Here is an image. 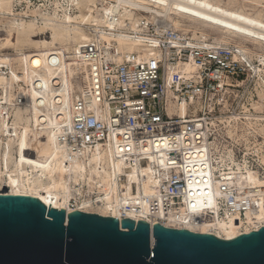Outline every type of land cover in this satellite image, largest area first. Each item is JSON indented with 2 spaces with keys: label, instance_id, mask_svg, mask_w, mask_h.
<instances>
[{
  "label": "built area",
  "instance_id": "1",
  "mask_svg": "<svg viewBox=\"0 0 264 264\" xmlns=\"http://www.w3.org/2000/svg\"><path fill=\"white\" fill-rule=\"evenodd\" d=\"M146 15L149 14L138 15V31L131 29L129 18L123 20L124 26L105 31L107 35L119 32L132 40L138 39L141 48L134 52L116 50L115 41H100L93 27L87 28L91 38L80 47L84 78L79 81L81 89L71 108L70 125L62 126L66 131L58 136L57 142L68 160L87 161L94 153H100V159L95 164L92 180L76 185L82 194L76 191V197L69 199V209L65 211L91 212L84 208L97 207L117 193L121 215L115 217L119 221L127 218L122 215L123 205L150 225L148 220L152 219L181 229L177 227L179 223L197 226L210 222L208 216L212 213L206 216L202 210L210 211L213 205H219L222 213L229 209L230 213L238 212L241 216L249 208L257 209L259 205L245 192L247 189L235 184L223 185V196L216 192V181L222 178L220 156L225 155L227 160L228 151L235 163L256 171L254 157L260 158L255 154L256 136L251 134L239 140L235 137L236 128H241V120L250 113L241 116L238 107H203L207 89L217 92L222 89L226 74L238 76L242 72L233 60L234 54L240 53L235 49L221 50L212 43L202 44V40L182 34L169 22L161 18L150 20ZM150 49L156 50V54H149ZM190 55L197 65L199 80L193 84H188L173 69L168 70L169 66L175 68L179 62L187 61ZM194 86L199 90V104L186 107V113L180 114L176 102L182 97L188 99ZM219 99L221 95L215 102ZM24 100L16 90L14 105H21ZM235 115L239 120L224 121ZM109 147L114 151V160L121 166L125 164L123 171L107 160ZM193 151L205 153L190 158L188 154ZM218 163L215 170L213 166ZM131 165L137 166L138 178L134 182H129L127 175ZM42 177L45 181L58 180V166L45 165ZM125 183H129L130 195L124 196ZM143 183L150 186L151 193L144 191ZM193 207L199 208L198 214L189 211ZM181 209H186V216L181 215ZM167 221L176 224L165 225Z\"/></svg>",
  "mask_w": 264,
  "mask_h": 264
},
{
  "label": "bare ground",
  "instance_id": "2",
  "mask_svg": "<svg viewBox=\"0 0 264 264\" xmlns=\"http://www.w3.org/2000/svg\"><path fill=\"white\" fill-rule=\"evenodd\" d=\"M230 1L225 3L223 0H56L51 13L45 14L40 11L39 25L35 18L30 21L22 19L14 21L3 43L14 44L11 40L15 39L16 44L20 43L22 47L31 46L32 49L18 52L17 68L12 67V57L0 56V188L3 187L0 193L33 196L47 206L69 209L67 204L69 199L76 197V191L82 194L76 189V185L92 180L91 175L96 171L95 164L98 162L97 159H100V153H94L87 161L68 160L65 151L57 142L58 136L66 131L62 126L70 125L71 108L81 89L79 81L84 78L85 64L80 60V47L91 38V34L84 29L85 24H91L98 40H113L116 42V50L134 52L141 48L138 39L132 40L119 32L107 35L106 29L114 31L124 26L123 20L129 18L131 29L138 31V15L143 14L142 12L149 14L146 15L147 19L156 21L161 18L177 29L181 26L175 17L177 16L189 22L188 26L193 28L194 32L198 29L200 39L202 38L204 43L208 33L194 26V23L216 29L218 32L214 36L216 44L234 38L236 47L244 58H247L245 53H253L252 46H255L261 50L258 56L263 61L264 16L260 13H246L231 6ZM249 1L257 3L259 0ZM12 2L13 0H0V12L13 14ZM37 11L39 10L30 12L34 14ZM37 26L39 30H48L49 35L47 33V36L33 39ZM176 43L174 41L175 46ZM190 44L187 42V45ZM176 47L179 49L180 46ZM148 53L155 55L156 50L150 49ZM3 67L8 69L7 73L2 72ZM172 69L183 80H187L188 84L199 81L193 55H190L187 61L179 62L175 68L169 66L168 70ZM253 69L258 75L262 71L255 66ZM14 90H18L25 97L21 105H14L12 102ZM199 95L197 86H194L188 93V99L182 97L178 100L176 103L180 107V114L186 113L189 104H197ZM261 98L264 107V94ZM235 137L239 140L238 135ZM203 151L207 153V150ZM203 153L205 152L193 151L188 156L194 158L199 154L204 155ZM106 155L113 167L123 171L125 164L122 163L121 166L120 162L114 160V151L111 147L106 151ZM227 158L226 160L225 155L220 156V162H223L220 169L222 178L216 181V192L223 196V185L235 184L240 189H247L245 192L259 207L249 208L241 216L238 212L230 213L229 209H224L222 213L219 205H213L210 211L202 210L206 216L209 212L212 213L208 216L210 222L197 226L179 223L177 227L202 233L211 232L217 237L231 239L264 226V177L258 176L256 171L245 165L241 167L239 163L234 162L231 155ZM65 160H68L67 163L61 166ZM51 163L58 166L60 177L58 180L45 181L42 171L45 165ZM204 166H208V163L205 162ZM218 166L219 163L213 168L216 170ZM127 175L129 182L136 181L137 166L131 165ZM124 189L122 190L124 196L130 195L129 183L124 184ZM150 190V186L145 184L144 191L151 193ZM256 194L258 198L255 197ZM207 196L204 198L208 199ZM84 210L113 217L121 215L117 193L114 197H108L105 202L98 203L97 207ZM198 210L199 208L193 207L189 211L198 214ZM122 215L136 220L141 219L123 205ZM181 215H187L186 209H181ZM148 221L156 223L152 219ZM175 224L165 222L168 226Z\"/></svg>",
  "mask_w": 264,
  "mask_h": 264
},
{
  "label": "water",
  "instance_id": "3",
  "mask_svg": "<svg viewBox=\"0 0 264 264\" xmlns=\"http://www.w3.org/2000/svg\"><path fill=\"white\" fill-rule=\"evenodd\" d=\"M0 264H264V226L224 239L4 192Z\"/></svg>",
  "mask_w": 264,
  "mask_h": 264
},
{
  "label": "rangeland",
  "instance_id": "4",
  "mask_svg": "<svg viewBox=\"0 0 264 264\" xmlns=\"http://www.w3.org/2000/svg\"><path fill=\"white\" fill-rule=\"evenodd\" d=\"M55 1L56 0H13V14H10L9 12H0V43L4 42V38L8 34L9 27L12 26L14 21L18 22L20 19L30 21L31 19L35 18L39 25L41 22V16L39 14L40 11L41 13L45 14L51 13L52 8L54 6L53 3ZM228 1L229 0H223V2L225 3H227ZM230 2L231 6L237 9H242L246 13H260L264 16V0H259L257 3L251 2L249 0H231ZM31 10L39 11L32 14L30 12ZM142 15L145 16V14H141L139 16ZM175 17L177 20H179L181 24V26L177 28L178 31L188 34L195 40H202L203 42L201 43H204V40L202 38L200 39V31L198 29L194 32V29L188 26L189 22L187 23V21H185L181 17ZM89 26L91 27V24L84 25V29L86 32H88L87 28ZM194 26H197L201 30L203 29L207 31L208 34L207 38L205 39L206 43H212L213 45H216L219 49L222 48L221 50H226L228 52H230L229 50L233 49L238 50L236 47L237 43L236 41H234V38H231L226 42H219V44H216V41L214 39V36H216V33H218L216 29L201 26V24L199 23H194ZM47 33L48 30H39L37 26V29L33 34V39L47 36ZM11 41H13L14 44H0V56L8 55L12 57V67L17 68L19 64L17 58L18 52L20 50H31L32 47L27 45H25V47H22L20 43H15V39ZM252 47L253 53H245L247 58H244V56L241 55V52L238 50L241 56L236 55L234 56L233 60L236 61L239 66H241L242 72H238V76L226 74L228 77L227 79H225L222 89H219V91L217 92L212 91L211 88L207 89L206 93L203 95V107H229V109H231V107H238L237 112L241 113V116L246 113H250L245 115L244 121L241 120L242 126H240L241 128H239V126L236 128V135L239 136V139H247V137H249L251 134H254L256 136L254 144L256 151L255 154L258 155L260 158L258 159L256 156L254 157V164L256 165L254 166V169L259 173L260 177H264V107H262L263 100L261 98L262 94H264V60L261 61L258 56L261 50L256 48L255 46ZM253 66L262 69L259 75L256 74L255 70L253 69ZM6 71L8 72V69L6 67H3L2 72ZM15 92L16 90L13 91L14 97ZM220 95L221 100L216 103L215 99H217ZM198 104L199 101L197 102V104H189L188 107H195ZM229 119L239 120L238 116L235 115L234 118L228 117L224 121L229 123ZM228 132L231 134L232 130H229ZM240 149H242V147H240ZM229 155H231L230 152L227 153V157H229ZM0 189L2 190L3 187Z\"/></svg>",
  "mask_w": 264,
  "mask_h": 264
}]
</instances>
